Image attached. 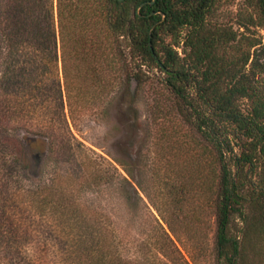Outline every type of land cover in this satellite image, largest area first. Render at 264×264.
Here are the masks:
<instances>
[{
  "label": "rangeland",
  "instance_id": "374dc122",
  "mask_svg": "<svg viewBox=\"0 0 264 264\" xmlns=\"http://www.w3.org/2000/svg\"><path fill=\"white\" fill-rule=\"evenodd\" d=\"M17 1L0 0V188L3 194L10 186L34 190L17 194L11 213L23 261L71 264V239L61 236L66 224L52 206L36 205V190L53 184L50 196L67 211L76 203L107 218L125 257L145 254V264H214L213 152L179 114L160 82L164 75L145 69L136 84L124 37L121 58L104 41L91 44L97 34L72 27L62 45L57 0H32L33 19L46 22L48 32L36 39L22 25L9 41L5 7ZM43 3L53 8L44 18ZM246 14L245 0H218L210 20L243 32L236 18ZM89 159L94 169L86 165ZM150 200L172 214L175 228L188 229L171 259L153 243L158 223L166 225ZM245 250L243 264H264V238L254 229Z\"/></svg>",
  "mask_w": 264,
  "mask_h": 264
},
{
  "label": "trees",
  "instance_id": "16d2710c",
  "mask_svg": "<svg viewBox=\"0 0 264 264\" xmlns=\"http://www.w3.org/2000/svg\"><path fill=\"white\" fill-rule=\"evenodd\" d=\"M150 1L57 0L59 38L65 45L71 27L73 32L90 31L97 34L91 44L104 41L121 58L120 38L124 37L136 69L132 77L136 84L145 69L164 75L160 82L173 95L179 114L213 152L214 264H243L248 232L254 229L260 239L264 238V0H245L247 14L236 18L243 32L211 22L218 0ZM33 4L32 0H18L13 7L6 5L4 29L9 41L22 25L32 30L36 39L38 34L49 31L46 22L34 21ZM23 6V12L19 11ZM41 8L42 18L53 11L48 3ZM76 42L79 43L77 39ZM211 151L203 146L206 156ZM94 164L93 160L86 161L93 169ZM123 180L128 182L124 177ZM53 187L50 184L36 188V205L52 206L51 213H57L58 220L66 224L61 236L71 239V264L148 261L145 254L136 258L123 256L105 216L83 212L76 203L67 211L50 196ZM11 188L5 194L0 188V264H32L23 261L20 234L11 213L16 209V196L34 194V190ZM178 199H172L174 206L179 204ZM150 203L166 225L164 228L158 223L160 232L153 243L171 259L174 251L179 252L177 243L185 245L182 235L188 229L179 231L171 222V213L151 200Z\"/></svg>",
  "mask_w": 264,
  "mask_h": 264
},
{
  "label": "water",
  "instance_id": "95a60500",
  "mask_svg": "<svg viewBox=\"0 0 264 264\" xmlns=\"http://www.w3.org/2000/svg\"><path fill=\"white\" fill-rule=\"evenodd\" d=\"M154 0H151L149 3H152ZM142 5V4H141Z\"/></svg>",
  "mask_w": 264,
  "mask_h": 264
}]
</instances>
